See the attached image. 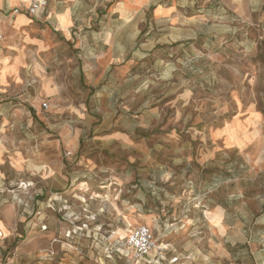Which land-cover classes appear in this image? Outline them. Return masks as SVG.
Segmentation results:
<instances>
[{"label":"rangeland","instance_id":"obj_1","mask_svg":"<svg viewBox=\"0 0 264 264\" xmlns=\"http://www.w3.org/2000/svg\"><path fill=\"white\" fill-rule=\"evenodd\" d=\"M134 1V56L94 81L57 35L0 95V264H264V0ZM250 110L251 144L215 138L240 144Z\"/></svg>","mask_w":264,"mask_h":264},{"label":"crops","instance_id":"obj_2","mask_svg":"<svg viewBox=\"0 0 264 264\" xmlns=\"http://www.w3.org/2000/svg\"><path fill=\"white\" fill-rule=\"evenodd\" d=\"M30 1L0 0V95L13 96L25 84H28L27 71L31 69V74H36L39 54L46 50L52 51L53 48L50 45L54 43L57 35L61 36L65 42L72 41L77 46H81L84 74L87 78L92 77L94 81L98 74L109 71L113 65L121 62L119 57L122 54L123 56L126 54L127 58H130V55L134 56L136 40L134 24L136 2L134 0H123L122 3L109 0L103 10L98 7V4L93 3L89 7H83L81 0H46L45 10L36 17L26 13V7ZM148 2L141 0L138 5L141 8ZM121 4L127 10L122 15ZM160 8L163 9L162 6ZM15 9L18 13H13ZM87 10L89 14L85 16V22L80 23L79 20ZM104 12L105 16H103ZM121 23L123 28L132 25V34L129 37L132 47L131 50H127V53L124 50L121 51L118 42ZM30 57L31 63L28 61ZM31 76L34 80L35 75ZM45 92L51 95L53 93L51 86ZM28 96L29 94L26 95ZM30 98L33 99V96L31 95ZM250 111L244 124L249 128L244 129L245 137H242V131L238 134L242 139L240 144L226 142V124L214 131L217 132L214 133L215 138L223 140L228 146L237 148L251 144L257 139L261 124L256 116L257 112Z\"/></svg>","mask_w":264,"mask_h":264},{"label":"built area","instance_id":"obj_3","mask_svg":"<svg viewBox=\"0 0 264 264\" xmlns=\"http://www.w3.org/2000/svg\"><path fill=\"white\" fill-rule=\"evenodd\" d=\"M46 6V0H31L29 5L26 7V13L29 16L36 17L45 10ZM13 13H18V10L15 9ZM42 106L45 109L48 108L46 102H43ZM126 243L132 250L133 257L136 260H143L144 258H146L155 249L156 246L151 230L144 225L139 226L134 230H130L127 235Z\"/></svg>","mask_w":264,"mask_h":264}]
</instances>
